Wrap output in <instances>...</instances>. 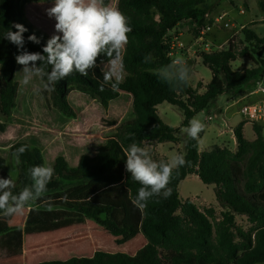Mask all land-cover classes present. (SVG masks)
<instances>
[{
	"label": "trees",
	"instance_id": "trees-1",
	"mask_svg": "<svg viewBox=\"0 0 264 264\" xmlns=\"http://www.w3.org/2000/svg\"><path fill=\"white\" fill-rule=\"evenodd\" d=\"M50 1L53 0H0L1 132L17 106L20 84L16 80V56L23 51L42 52L50 38L25 19L24 6L30 2ZM105 3L109 4L110 0ZM116 8L129 18L132 28L128 34L129 43L122 53L124 75L118 87L113 90L111 82L103 83L101 65L107 60L101 56L97 67L87 76L73 73L58 82L46 95L47 103L68 120L77 118L68 99L73 91L87 95L106 110L112 101L125 94L126 99H132L131 108L122 119L108 121L112 129L95 155H80L76 166H70L63 156L56 157L52 166L55 175L44 196L29 206L24 227H12L0 233V254L22 251L25 235L53 232L91 219L119 238L118 244L128 242L139 232L146 243L133 255L97 250L90 256L45 260L37 264H264V136L259 124H253L254 141L246 139L243 122L234 129L236 152L218 145L201 152L199 139L203 132L198 139L186 135L183 155L187 163L173 171L168 185L171 195L148 201L142 210L139 229L125 221V203H132L140 187L126 171L128 146L137 143L145 147L152 142L177 144L189 120L209 108L212 102L221 96L251 91L264 75L261 53L264 37L244 27V46L238 53L231 45L222 51L202 52L199 56L212 77L205 91L199 93L200 82L196 88L190 81L186 86L175 87L154 73L173 60L169 33L183 21L202 23L204 15L210 12L207 0H117ZM15 23L28 29L23 34V49L3 37L8 30H16ZM32 34L40 40L39 44L27 40ZM148 54L154 59L146 63L144 58ZM238 58H249L256 66L233 69L232 64ZM189 67L192 73L191 65ZM164 102L182 110L183 120L179 127L166 124L158 115L157 106ZM21 146H26V151L20 156V163H16L15 178L7 168L8 159L0 153V177L15 179L14 193L31 183L27 172L30 167L45 164L40 148L27 141L10 146L11 159ZM190 175L214 186L216 200L223 208L221 219L216 223L193 201L181 197L180 183ZM208 212L212 214L211 210ZM239 215L257 224L254 238L238 227L236 217Z\"/></svg>",
	"mask_w": 264,
	"mask_h": 264
},
{
	"label": "rangeland",
	"instance_id": "rangeland-1",
	"mask_svg": "<svg viewBox=\"0 0 264 264\" xmlns=\"http://www.w3.org/2000/svg\"><path fill=\"white\" fill-rule=\"evenodd\" d=\"M116 3L117 0H110L109 4L116 8ZM52 4L53 2L27 3L24 6L25 19L27 21H29V19L31 20L30 13L35 14V12H37V14H42V17H40V15L39 17L45 19L47 15L46 9L50 8ZM207 4L210 6L211 14L227 13L230 22L233 24L229 29L216 28L206 36V39L211 41L214 46L223 44V49H228L231 45L238 53L244 46V36L242 33L244 27L254 31L258 37H264V0H207ZM49 19H51L52 21L50 22L55 25L54 18ZM184 23L190 28L188 32L194 36L197 32L194 27L190 25L189 22L185 21ZM34 28H36V26H34ZM196 36L198 37V35H195V38H193L194 42L197 40ZM175 37V33L168 35L170 53L171 51L174 52L172 55L173 59L177 57L175 49H172ZM215 37L218 38L215 40ZM178 41L179 40L175 43ZM197 43L198 45L194 50V56H199L206 49L204 42L197 41ZM261 53L264 56V49ZM187 64L191 65L192 60L187 61ZM255 66L254 62L249 58H238L232 64L233 69L236 70L253 68ZM22 68L23 66L18 64L16 80L19 81L20 84L18 98L19 108L11 119V123L17 122L15 126L20 129V135L17 137V140L27 138L33 140V142L45 143L46 140L49 139L48 145L52 148L50 152L46 153L45 151V160L49 162L51 154L56 153L59 149L63 153H66L68 160L71 161L73 156L91 152L90 148L95 146L91 147L90 144L95 141V139L97 143H100L101 139H107L112 128L108 125L109 118L102 116L103 107L98 104V102L92 100L87 95L74 91V94L68 99L71 106L77 111V119L70 121L49 107L46 96L49 94V90L43 89L39 78H34L29 85H24L21 82L22 73L20 72ZM101 69L102 71H107L108 64H102ZM199 70L202 71L201 75L196 72L191 78L192 85L196 87L199 82L204 83V81L211 78V72L206 66L201 64ZM123 75L124 73H122V76ZM199 76L201 78L198 82ZM262 79H264V75ZM37 88H40V91H36ZM249 92V90H246L233 96H221L217 104L212 102L209 108L202 111L204 113V123L206 127L207 125L209 126L211 135L218 133L216 135L219 137L217 140H209L206 134L200 141L202 148L206 146V143H210L211 141L213 145H218L232 152L238 150V144L234 136V129L236 126H231L229 122L228 124L225 123L220 115L224 111L228 112L229 115L238 114L237 111L239 107L251 100ZM127 102L126 100L124 101V108L128 106ZM119 106L120 104H116L112 111L114 112L117 110ZM158 107L161 118L166 124L173 127H179L181 125L183 113L179 107L167 102L162 103ZM130 108L131 106L128 107V109ZM200 113L201 112L198 114ZM198 114L195 116H198ZM208 117H212V119ZM240 119L241 115H236L233 123L238 122ZM241 122L247 123L243 121V119H241ZM260 126L262 127V134L264 136V123L260 124ZM243 131L246 139L249 141H253L256 138L253 127L251 128L250 125H247ZM185 137L186 134L183 132L181 141L173 146L176 150V154L185 152ZM91 139L93 140L91 141ZM170 143L172 144V142ZM88 145H90V147H88ZM41 146L43 147V144ZM156 146V142L145 144V147L151 152L153 159L167 160L168 158L166 156L156 151ZM167 147L168 146L160 147V149L162 152H168L169 149ZM211 147L212 146H210V149ZM1 152L6 159L8 158L7 168L11 169L10 173L11 175L13 174L12 176L14 177L17 165L15 159L9 157V152ZM244 163L245 162H243V164ZM4 172L6 173V170ZM13 181L15 182V179ZM179 188L181 197L193 201L201 212L209 216L213 223L221 219L223 208L216 200L213 185H206L196 175H190L180 183ZM209 210L212 211V214H209ZM125 211L126 223L132 224L139 229L143 215L142 210L134 206L133 203L126 201ZM24 213L25 209L19 215ZM236 223L238 227L243 229L244 232L251 234L254 238L258 228L257 224L251 223L246 216L242 215L236 217ZM1 224L2 222H0V225ZM17 224L19 227L23 228L25 222L21 224L18 220ZM142 238L145 237L139 232L135 239L129 241L125 245H120L117 243L119 238L109 234L94 220L88 219L84 224L74 225L65 229L25 235V247L22 252L23 256L19 254H0V257H4L3 259L6 257V259L4 261L1 260L0 263L20 264L22 262V264H37L45 260L67 259L73 256H90L97 250L132 253L130 248L140 244ZM236 241L239 242L240 240L237 239Z\"/></svg>",
	"mask_w": 264,
	"mask_h": 264
},
{
	"label": "clouds",
	"instance_id": "clouds-1",
	"mask_svg": "<svg viewBox=\"0 0 264 264\" xmlns=\"http://www.w3.org/2000/svg\"><path fill=\"white\" fill-rule=\"evenodd\" d=\"M46 12L49 18L55 20V32L43 46L42 52L23 51L16 56V62L23 66L21 82L29 85L34 78H39L43 89L51 91L58 82L73 73L87 76L104 56L108 70H103V83L111 82L115 90L123 78L122 53L129 43L128 34L132 31L129 18L118 8L106 4L105 0H53ZM13 27L16 30H8L3 37L18 49H23V34L28 29L19 23L13 24ZM27 40L40 43L35 34L29 35ZM153 59L151 54L144 58L146 63ZM154 74L170 86H186L191 79V68L183 57H176L168 65L156 69ZM36 91H40V88ZM205 127L204 113L201 112L191 118L182 131L188 138L198 139ZM25 151L26 146H21L13 153L17 164ZM125 157L126 171L140 185L132 203L141 210L153 197L166 199L171 195L168 185L172 173L187 163L181 153L173 154L167 160L153 159L149 149L137 143L128 146ZM27 172L31 183L15 193L13 179L10 176L0 177V213L3 216L21 214L25 208L41 199L55 175V169L46 164L30 167Z\"/></svg>",
	"mask_w": 264,
	"mask_h": 264
},
{
	"label": "crops",
	"instance_id": "crops-1",
	"mask_svg": "<svg viewBox=\"0 0 264 264\" xmlns=\"http://www.w3.org/2000/svg\"><path fill=\"white\" fill-rule=\"evenodd\" d=\"M50 2H53V1H50ZM32 3H41V2H32ZM37 12H35V14H33V13H30V16H31V20L29 19V21L28 22H30V24L31 25H33V26H36V29H38V30H40L41 32H43V33H45L46 35H48V36H52L53 34H54V32H55V29H54V25L50 22V21H52L51 19H49L48 17L49 16H47L46 15V17H45V15H44V17H45V19H43V18H40V17H42V14H37ZM39 15H40V17H39ZM185 22V21H184ZM184 22H181V23H179L175 28H174V30H172L169 34H172V33H175L176 34V37H175V42L177 41V40H179L177 43H175V53H176V55H177V57H183L184 58V60L187 62V61H191L192 60V64H191V67H192V73H191V78L195 75V73L196 72H198V74L199 75H201V73H202V71L201 70H199V67H200V65L201 64H203L202 63V59H201V57L200 56H194V54H195V48L197 47V45H198V43H197V40H195V42H194V39L193 38H195V35H198V33L196 32V34L194 35V36H192L189 32H188V30L190 29L188 26H187V24L186 23H184ZM186 22H189V21H186ZM190 23V25H192L193 26V23H191V22H189ZM197 37V36H196ZM218 37H215V40L217 39ZM214 40V41H215ZM173 54H174V52H173ZM172 54V55H173ZM195 57V58H194ZM106 64V63H105ZM17 67H18V64H17V66H16V70H17ZM201 71V72H200ZM211 77H212V75H211ZM200 76H199V79H198V82H199V80H200ZM211 80V78L209 79V80H207V81H204V83H202V87L199 89V93H203L204 91H205V87H206V85L208 84V82ZM190 82H191V84H192V81H191V79H190ZM197 82V83H198ZM194 88H196V86H194V85H192ZM74 92V91H73ZM73 92H71L70 93V95H69V98L71 97V95L72 94H74ZM19 93H20V91L18 92V96H17V106H16V108L14 109V111H13V113H12V115H11V117L8 119V121L6 122V128H5V130H4V132H1L0 131V153L2 154V152L1 151H4V152H9V148H10V146L13 144V143H15V142H18V141H27L29 144H31V145H34V146H37L38 148H40V150L42 151V153H43V156H44V161H45V164L47 165V166H53V164H54V161H55V159H56V157H58V156H63L66 160H67V162L69 163V165L70 166H76L77 165V163H78V161H79V157H80V155H76V156H73L72 157V159H71V161L70 160H68V157H67V154L66 153H63L62 151H60V149L56 152V153H52L51 154V159H50V161L49 162H47V160H45L46 158H45V151H46V153L47 152H50V150H51V148L52 147H49V139H47L46 140V142L45 143H43V142H33V140H31V139H19V140H17V137H19V135H20V129H18L16 126H15V123H17V122H13V123H11V119L13 118V116H14V113L17 111V109L19 108ZM81 93V92H80ZM85 95V94H84ZM128 101L127 103H128V106L126 107V108H124V101ZM220 100V98H218L217 100H215L213 103H215V104H217V102ZM99 104V103H98ZM116 104H120V106H119V108L117 109V110H115L114 112L112 111V109L114 108V106L116 105ZM131 104H132V99H126V95L125 94H122V96H121V98L119 99V100H115V101H112L111 103H110V105H109V107H108V109L106 110L105 108H103V113H102V116L103 117H105V118H109L108 120L109 121H113V120H115V119H122L124 116H125V114H126V112L129 110L128 109V107L129 106H131ZM161 105V104H160ZM159 106V105H158ZM157 106V113H158V115L160 116V118H161V113L159 112V107ZM75 109V108H74ZM54 110V109H53ZM56 111V110H55ZM77 112V111H76ZM236 115H238L237 113L236 114H233V115H229L228 114V112H226V111H224L221 115H220V117L222 118V120L225 122V123H227L228 124V122L231 124V126H238L239 124H241L242 122H241V119L238 121V122H234L233 123V121H234V119H235V117H236ZM119 117V118H118ZM77 119V118H76ZM162 119V118H161ZM75 120V119H74ZM74 120H70V121H74ZM163 120V119H162ZM13 121H14V119H13ZM164 121V120H163ZM165 122V121H164ZM247 125H250L251 126V128L253 127V124H251V123H244L243 124V130L245 129V127L247 126ZM254 130V129H253ZM215 133V132H214ZM243 133H244V131H243ZM207 134V136L209 137V140H213V139H215V140H217L219 137H218V135H216V134H218V133H216V134H213V132H212V134L213 135H211V131H210V129H209V126L207 125V127H205V129H204V131H203V135H202V137L199 139V148H200V151L201 152H203L202 150H204V151H209L210 150V146H213V142H211L210 141V143H206V146L204 147V148H202L201 147V145H200V141H201V139L205 136ZM212 136V137H211ZM235 136V135H234ZM93 138V137H92ZM93 139H91V141H92ZM208 140V141H209ZM255 140V139H254ZM253 140V141H254ZM107 141V139H101V141H100V143L98 142H96V139H95V141H93L90 145H91V147H93V146H95V147H93V148H90V151L91 152H87V154H89V155H95V153H96V150H97V148L99 147V146H101V145H103V144H105V142ZM207 141V142H208ZM43 144V147L41 146ZM98 144V145H97ZM90 145H88V147H90ZM165 146H168L167 148L169 149L168 150V152H162L161 151V149H160V147H165ZM173 146H175V143H170V142H164V143H157V146H156V151L158 152V153H160V154H163L164 156H166L168 159L173 155V154H176L175 152H176V150L173 148ZM181 154H184V152H182ZM82 155V154H81ZM8 159V158H7ZM49 163V164H48ZM28 211H29V207H27V208H25V213L24 214H22V215H14V216H10V217H5V216H3V214L2 215H0V222H2V224L0 225V233H2V232H4L5 230H7V228L9 227V228H12V227H19L18 226V220L20 221V223L22 224V223H24L25 222V220H26V216H27V213H28ZM21 216V217H20ZM21 228V227H20ZM139 234V233H138ZM137 234V235H138ZM136 235V236H137ZM135 236V237H136ZM135 237L134 238H132L131 240H133V239H135ZM131 240H129V241H131ZM128 241V242H129ZM128 242H126V243H128ZM126 243H123V244H120V245H125ZM145 243H146V241H145V238H142L141 239V241H140V244H138V245H135L134 247H131L130 249V251L132 252V253H128V254H130V255H133V254H135V252L139 249V248H141V247H143L144 245H145ZM24 247H25V239H24V246H23V249H24ZM23 249H22V251H20V252H18V253H15V254H19V255H21V256H23L22 255V252H23ZM10 255H14V254H10ZM4 256V255H3ZM4 257H0V261L1 260H5L6 259V257H5V259H3ZM0 264H9V263H4V262H1ZM20 264H22V262L20 263Z\"/></svg>",
	"mask_w": 264,
	"mask_h": 264
},
{
	"label": "built area",
	"instance_id": "built-area-1",
	"mask_svg": "<svg viewBox=\"0 0 264 264\" xmlns=\"http://www.w3.org/2000/svg\"><path fill=\"white\" fill-rule=\"evenodd\" d=\"M233 26L228 18L227 13L211 14L210 12L204 15L202 23H193L194 29L198 33L197 41L204 42L205 52L210 51H222L223 44L214 46V44L206 39V36L211 33L214 29H229ZM175 48V42L172 49ZM216 48V49H213ZM173 51H171V55ZM251 100L242 104L238 109V114L241 115L243 121L251 124H262L264 123V79L256 81L255 86L249 92ZM212 119V117H208Z\"/></svg>",
	"mask_w": 264,
	"mask_h": 264
}]
</instances>
